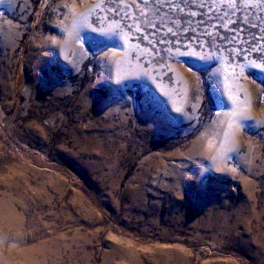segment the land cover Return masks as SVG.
I'll use <instances>...</instances> for the list:
<instances>
[{"label":"rangeland","instance_id":"1","mask_svg":"<svg viewBox=\"0 0 264 264\" xmlns=\"http://www.w3.org/2000/svg\"><path fill=\"white\" fill-rule=\"evenodd\" d=\"M0 264H264V3L0 0Z\"/></svg>","mask_w":264,"mask_h":264},{"label":"snow or ice","instance_id":"2","mask_svg":"<svg viewBox=\"0 0 264 264\" xmlns=\"http://www.w3.org/2000/svg\"><path fill=\"white\" fill-rule=\"evenodd\" d=\"M260 3H264V0H259Z\"/></svg>","mask_w":264,"mask_h":264}]
</instances>
